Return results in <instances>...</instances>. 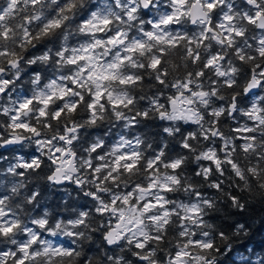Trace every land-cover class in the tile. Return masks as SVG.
I'll return each instance as SVG.
<instances>
[{"label":"snow or ice","instance_id":"obj_1","mask_svg":"<svg viewBox=\"0 0 264 264\" xmlns=\"http://www.w3.org/2000/svg\"><path fill=\"white\" fill-rule=\"evenodd\" d=\"M221 177L264 194V0H0V264H215Z\"/></svg>","mask_w":264,"mask_h":264},{"label":"trees","instance_id":"obj_2","mask_svg":"<svg viewBox=\"0 0 264 264\" xmlns=\"http://www.w3.org/2000/svg\"><path fill=\"white\" fill-rule=\"evenodd\" d=\"M107 125L97 130L98 133H103ZM120 128H113L111 136L113 139L118 138L117 133ZM125 133L129 130L123 129ZM231 173L226 172L225 177H230ZM224 180L225 192H230L241 197L243 208L235 207L231 201L223 194H218L216 190L204 187L207 195L215 198V207L207 210L205 221L210 228L205 229L209 232L211 238L215 239L216 247L219 252L216 255L215 264H264V194L255 190L243 188V184L237 188L234 183H230L228 179L221 177ZM66 188L71 190V185H66ZM64 194L63 189L54 190L52 192L51 203L61 202V196ZM73 198L78 199L80 203L85 201L82 194L72 193ZM174 199H183V196H173ZM239 225L244 226V230L237 232ZM223 232L228 237V241H222L219 238V233ZM61 241L65 238L60 237ZM86 251L91 254L94 249L86 248ZM195 254V253H193ZM130 259L136 262L135 257Z\"/></svg>","mask_w":264,"mask_h":264},{"label":"clouds","instance_id":"obj_3","mask_svg":"<svg viewBox=\"0 0 264 264\" xmlns=\"http://www.w3.org/2000/svg\"><path fill=\"white\" fill-rule=\"evenodd\" d=\"M225 241H227V240H225Z\"/></svg>","mask_w":264,"mask_h":264}]
</instances>
